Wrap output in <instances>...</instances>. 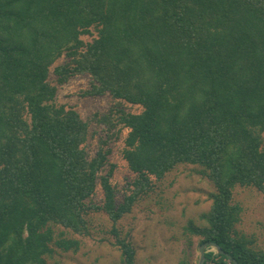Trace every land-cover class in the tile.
Segmentation results:
<instances>
[{"label":"trees","instance_id":"trees-1","mask_svg":"<svg viewBox=\"0 0 264 264\" xmlns=\"http://www.w3.org/2000/svg\"><path fill=\"white\" fill-rule=\"evenodd\" d=\"M80 73L93 83L84 94L119 100L96 118L109 138L128 129L136 178L121 201L108 139L90 157L88 123L55 102ZM263 131L264 0H0V264H56L60 249H79L66 229L89 233L86 199L98 183L115 244L134 264L117 223L179 164L201 166L215 186L206 225L189 221L187 232L239 264H264V250L234 232L233 204L237 186L264 189ZM205 264L234 263L210 251Z\"/></svg>","mask_w":264,"mask_h":264},{"label":"rangeland","instance_id":"rangeland-1","mask_svg":"<svg viewBox=\"0 0 264 264\" xmlns=\"http://www.w3.org/2000/svg\"><path fill=\"white\" fill-rule=\"evenodd\" d=\"M96 35V29L92 28L91 33L84 34L81 38L89 42ZM68 60L66 53L56 60L49 75L51 82L56 84V75L53 73L55 66ZM92 84L91 76L87 73L73 75L58 87L55 102L74 108L88 123L89 135L83 146L90 157L99 149L101 139H108L106 145L110 150L109 163L115 165L111 182L116 188L117 201H121L125 192L129 191L128 185L136 178L124 158L128 129L122 128L117 137L109 138V133L96 117L110 112L111 107L119 100H115L109 93L84 94L92 88ZM120 101V105L128 112L139 113L143 110V106L139 104ZM262 135L264 138V131ZM109 168L105 167L103 173ZM213 192L214 184L198 165L179 164L162 179L153 178V190L141 196L132 210L117 223L121 237L131 241L135 249L134 264H199L200 238L188 233L186 228L189 221L200 226L206 225L205 215L210 210V194ZM233 192V204L240 208L234 232L245 236L253 248L264 250V189L237 186ZM86 203L91 206L85 215L89 233L78 234L66 229L69 237L80 240L79 249H60L49 262L125 264L122 249L115 244L113 222L99 208L104 203L100 183L93 195L86 199ZM210 251L217 252L214 247H208L207 252Z\"/></svg>","mask_w":264,"mask_h":264},{"label":"water","instance_id":"water-1","mask_svg":"<svg viewBox=\"0 0 264 264\" xmlns=\"http://www.w3.org/2000/svg\"><path fill=\"white\" fill-rule=\"evenodd\" d=\"M208 247H214L217 250V252L227 255L233 261L234 264H239L238 261L234 257H232L229 253L225 252L224 250H222L221 246L214 241H207V242H204L200 245V247H199V251H200L199 264H205L206 252H207Z\"/></svg>","mask_w":264,"mask_h":264}]
</instances>
